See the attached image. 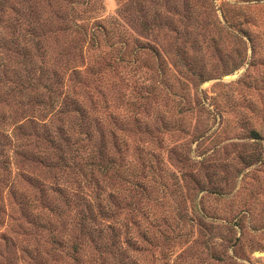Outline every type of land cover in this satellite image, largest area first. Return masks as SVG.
Here are the masks:
<instances>
[{"label": "rangeland", "instance_id": "rangeland-1", "mask_svg": "<svg viewBox=\"0 0 264 264\" xmlns=\"http://www.w3.org/2000/svg\"><path fill=\"white\" fill-rule=\"evenodd\" d=\"M101 6L79 22L89 30L115 21L125 34L126 47L116 48L125 62L106 73L103 96L95 95L98 116H111L106 138L114 171L88 189L80 177L50 172L37 157H15L13 146L21 142L34 153L50 151L41 139L29 142L33 126L24 120L42 119L45 90H30L35 78L0 85L6 117L0 119V264H98L91 247L73 255L54 242L72 229L57 217L64 203L53 214L54 195L43 197L37 181L48 185L55 173L112 207L118 239L139 247L126 252L129 264H264V164L254 163L264 157V142L248 139L264 128V0H101ZM247 30L261 41L255 59L250 43L236 38ZM11 87L25 95L10 100Z\"/></svg>", "mask_w": 264, "mask_h": 264}, {"label": "trees", "instance_id": "trees-1", "mask_svg": "<svg viewBox=\"0 0 264 264\" xmlns=\"http://www.w3.org/2000/svg\"><path fill=\"white\" fill-rule=\"evenodd\" d=\"M99 7L102 9L101 0H0V27L8 33L0 31V85L35 78L37 83L30 84V90L38 91L41 87L45 90L44 94H37L42 99L39 103L43 106L39 110L42 119L29 116L24 120L33 126L29 142L41 139L50 148L41 155L21 142L13 146V155L27 162L29 158L37 157L50 172L80 177L79 184L88 189L100 187L99 182L107 181L114 171L106 138L111 116H98L95 95L103 96L100 84L105 82L106 73L125 62L123 49L116 48L127 45L121 42L125 34L117 30L120 25L115 21L96 22L89 30L79 22L85 11ZM236 38L238 42L250 43L251 57L255 59V50L261 41L248 30L240 32ZM52 39L57 42L55 47L50 45ZM90 52L91 61L85 65L86 55ZM116 52L119 58L114 57ZM14 57L23 60L15 62ZM111 59L116 62L112 63ZM46 63L48 66H43ZM17 94L25 95L23 90L15 91L11 87L10 100ZM47 110L49 112L44 114ZM0 119L4 121L5 115L0 113ZM75 119L78 122L70 125ZM14 127V131L22 129L19 125ZM263 134L264 128L253 129L248 139L258 146L264 142ZM2 137L8 141L7 137ZM98 137L99 144L96 142ZM9 143L4 142V145L7 147ZM254 163L264 164L263 154L256 155ZM56 173L48 185L36 180L43 197L54 195V202H49L56 204L51 210L53 214L54 207L58 209V201L64 203V209L58 211L57 217L72 229L70 235L54 238V242L73 255L91 247L98 254V264H129L132 258L127 257L126 252L138 251L139 247L131 240L124 243L118 239L121 229L111 222L114 218L112 207L104 204L99 195L93 201L90 195L80 194L73 186L77 182H59ZM95 173L101 179L95 177ZM24 195L20 196L25 198ZM70 208L79 210L71 215ZM125 244L130 249H125Z\"/></svg>", "mask_w": 264, "mask_h": 264}]
</instances>
